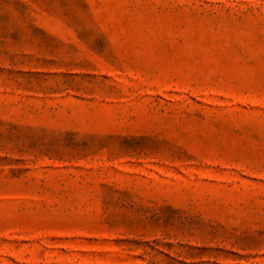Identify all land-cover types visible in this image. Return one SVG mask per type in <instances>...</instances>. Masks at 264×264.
<instances>
[{
    "label": "rangeland",
    "instance_id": "rangeland-1",
    "mask_svg": "<svg viewBox=\"0 0 264 264\" xmlns=\"http://www.w3.org/2000/svg\"><path fill=\"white\" fill-rule=\"evenodd\" d=\"M0 264H264V0H0Z\"/></svg>",
    "mask_w": 264,
    "mask_h": 264
}]
</instances>
